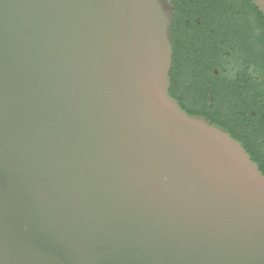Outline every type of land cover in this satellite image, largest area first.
I'll use <instances>...</instances> for the list:
<instances>
[{
    "label": "water",
    "instance_id": "1",
    "mask_svg": "<svg viewBox=\"0 0 264 264\" xmlns=\"http://www.w3.org/2000/svg\"><path fill=\"white\" fill-rule=\"evenodd\" d=\"M173 22L0 0V264H264V174L170 94Z\"/></svg>",
    "mask_w": 264,
    "mask_h": 264
},
{
    "label": "flooded vegetation",
    "instance_id": "2",
    "mask_svg": "<svg viewBox=\"0 0 264 264\" xmlns=\"http://www.w3.org/2000/svg\"><path fill=\"white\" fill-rule=\"evenodd\" d=\"M170 1V94L227 130L264 174V16L252 0Z\"/></svg>",
    "mask_w": 264,
    "mask_h": 264
},
{
    "label": "trees",
    "instance_id": "3",
    "mask_svg": "<svg viewBox=\"0 0 264 264\" xmlns=\"http://www.w3.org/2000/svg\"><path fill=\"white\" fill-rule=\"evenodd\" d=\"M183 6V5H182ZM253 6H255V5H253ZM255 9H256V11H258L260 14H261V16L263 15L262 13H261V11L255 6L254 7ZM189 114H191V115H194V113H192V112H188Z\"/></svg>",
    "mask_w": 264,
    "mask_h": 264
}]
</instances>
